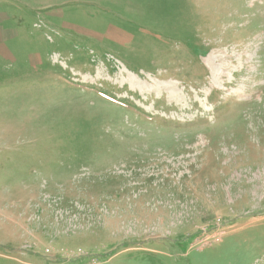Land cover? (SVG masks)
I'll use <instances>...</instances> for the list:
<instances>
[{"label":"rangeland","instance_id":"rangeland-1","mask_svg":"<svg viewBox=\"0 0 264 264\" xmlns=\"http://www.w3.org/2000/svg\"><path fill=\"white\" fill-rule=\"evenodd\" d=\"M0 264H264V0H0Z\"/></svg>","mask_w":264,"mask_h":264}]
</instances>
